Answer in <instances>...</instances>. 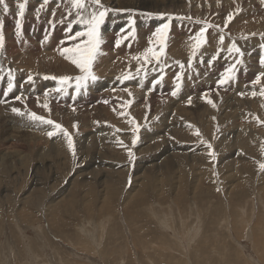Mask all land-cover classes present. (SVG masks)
<instances>
[{
	"label": "rangeland",
	"instance_id": "374dc122",
	"mask_svg": "<svg viewBox=\"0 0 264 264\" xmlns=\"http://www.w3.org/2000/svg\"><path fill=\"white\" fill-rule=\"evenodd\" d=\"M23 2L6 0L8 13L0 4L4 32L6 21L13 20L10 34L18 55L26 37L45 53L42 64L51 63L47 56L55 52L67 62L61 70L39 73L26 70L19 60L14 63L5 50L0 55L1 78L22 87L56 83L41 91L51 112L30 104L20 106L25 117L15 113L27 119L26 132L19 135L6 117H1L3 122L0 118V264H264V78L252 83L264 71L257 58L264 56V3L183 0V7L161 11L163 18L160 12L142 15L149 12L139 10L109 13L101 29V52L91 67L97 79H89L77 92L76 77L83 73L61 49L87 41L75 37L86 31L78 22V10L71 0H49L43 8V0H28L23 36L17 37L18 4ZM86 8L85 16L91 0ZM165 23L169 29L159 63L152 54L145 63L142 54L149 48L159 52L153 33ZM133 27L135 35L128 36ZM202 28L203 42L193 49ZM122 36L128 39L117 46ZM176 41L180 47L173 46ZM233 43L242 57L229 52ZM232 65L234 78L219 85ZM67 75L72 79L64 85L51 78ZM98 81L109 88L90 91ZM178 82L180 91L172 96ZM31 107L67 130L75 159L68 136L29 120ZM49 131L55 135L49 137Z\"/></svg>",
	"mask_w": 264,
	"mask_h": 264
},
{
	"label": "snow or ice",
	"instance_id": "6c2138e0",
	"mask_svg": "<svg viewBox=\"0 0 264 264\" xmlns=\"http://www.w3.org/2000/svg\"><path fill=\"white\" fill-rule=\"evenodd\" d=\"M28 0H24L23 3H19L18 4V8H19V17L20 19H18L16 21V36L17 37H22L23 36V31H22V27H23V18L25 15V8L27 5ZM49 2V0H43V3L41 4V8L44 7V5H46ZM262 3H264V0H261ZM71 3L73 5V7H75L78 12H77V18H78V22L82 23L86 26V31H78L75 33V37H87V41L86 43H84L83 45H77L74 48H63L61 49V54L65 55L67 54L68 58L71 59L72 63L75 64L81 71V73H83V75L76 77V90L77 92L80 91V89L82 87H84L86 85V83L88 82L89 79L91 80H96L97 77L91 72V67L96 59V57L100 54L101 52V45L103 43V39H102V26L105 23V20L107 18V16L109 15V13H119V12H129L132 13L133 10L131 9H114V8H110V7H106L103 3L102 0H91V4H92V8L91 11L88 12V15L85 16L84 15V11L87 10L86 8V0H71ZM0 4L3 5V12L4 13H8L9 12V5L6 3V0H0ZM39 11V10H38ZM71 13H69L70 15ZM142 15H152V13H142ZM161 18H163V16L165 14L161 13L159 14ZM232 15L230 14L228 16V20L231 21L232 19ZM171 19V17L169 18ZM130 23L132 25L135 24V21L132 20L130 18ZM169 29V24L165 23L162 24L160 27H158L156 29V31L153 33V35L157 38V40L160 43V50L159 52H153L152 48H149L147 50V53L142 54L143 60L145 63L150 62V56L149 54H152V56L155 57V59L157 60V62L159 63V58L160 55L163 54V46H164V42L166 39V32ZM123 31V29H122ZM206 32V28H202L200 33L198 34V36L196 37V43H194L192 45L193 49L199 48L201 46V42H203V37H204V33ZM135 35V28H132V31L128 34V36H134ZM128 36H122L120 39H118L116 41L117 46L120 45V43L125 40L128 39ZM72 37V38H75ZM220 42L223 43L224 41V37L220 36ZM262 39H264V36H262ZM261 48H264V45H261ZM5 49V34H4V21L2 19H0V55L3 54ZM235 50L237 53H239L241 55V57L243 56V53L240 51V49L237 47V45L235 43L232 44V47L229 49V52ZM135 59L140 60L141 56H137L135 57ZM242 61H238V63H240ZM260 64L262 66H264V56L260 57L259 60ZM9 76H11V70H9ZM235 76V65L230 66L221 76L220 80L218 81L219 85H225L227 83H229ZM52 79H58L61 83V85H64L66 83H68L72 78L69 76H62V77H51ZM128 76H125L124 79H128ZM264 78V71L260 72L255 79L252 81L253 84H258L260 83L261 79ZM29 81L32 80V77L29 76L28 77ZM45 79H48V77H45ZM162 79V77H161ZM181 77H177V80L180 81ZM160 81H156V83H159ZM155 86V85H154ZM181 88V84L178 82L176 85V89L171 93L172 96H176L178 94V92L180 91ZM13 89V84L11 82V80L8 83V90L9 92H11ZM62 89L57 88L56 91H61ZM129 95H131V93H129ZM241 96H244L245 94L243 92L240 93ZM252 97H255L257 95V93L255 91H253L251 93ZM260 95L264 96V88H261L260 90ZM17 100H20L21 97L17 96L16 97ZM207 102L209 104H211L214 108L216 107V104L211 100L208 99ZM187 103L189 105L192 104V100L191 98L188 99ZM45 109H48L50 112V108H49V104L47 102H45L43 105H40ZM12 112L17 113L19 115H24V113L21 111L20 108H15L13 107L11 109ZM29 119L36 121V122H40L43 124H47V125H52L54 129H59L60 131H62L64 133V135L68 136V142H69V147L72 150V154H73V158L75 159V147L73 145L71 136L67 133V130L64 129L62 127V125L56 123L55 121L48 119L44 116L38 115L35 112H30L28 113ZM257 119H259L257 117ZM137 128H139V124H137ZM47 135L49 137H52L53 135H55L54 131H49L47 133ZM196 135H200L199 131L197 130ZM133 145H135L136 143V139H133ZM208 148L211 149L212 145L209 143ZM129 158L130 160H132L134 158V154L132 153L131 150H129ZM213 159H215V153L214 152H210L209 153ZM260 169L264 170V163L260 164Z\"/></svg>",
	"mask_w": 264,
	"mask_h": 264
},
{
	"label": "bare ground",
	"instance_id": "6f19581e",
	"mask_svg": "<svg viewBox=\"0 0 264 264\" xmlns=\"http://www.w3.org/2000/svg\"><path fill=\"white\" fill-rule=\"evenodd\" d=\"M53 2V1H52ZM105 2H108V3H112V4H116L117 5V7L118 8H120V9H131V10H139V11H145V12H149V13H155V12H160L161 13V11H166V10H177L179 7H181L182 6V4H183V0H105ZM104 3V2H103ZM186 3V2H185ZM184 3V4H185ZM54 4V3H53ZM186 5V4H185ZM184 5V6H185ZM108 6H110V5H108ZM222 6V5H221ZM114 7V6H113ZM183 7V6H182ZM115 9V8H114ZM208 12V11H207ZM2 14V13H1ZM183 15V14H182ZM155 16V15H154ZM159 16V15H158ZM182 17V16H181ZM148 19V18H147ZM259 19V18H258ZM13 21V20H12ZM12 21H10V20H7L6 21V28H5V32H4V34H5V51H6V54H7V57L8 58H13V61H14V63L16 62V61H20L19 62V65L20 66H25V69L26 70H29V71H34V70H38V72L40 73L41 71H46V69H50V70H52L53 68H55L56 70H59L61 67L62 68H64V66L66 65V62L67 61H61L60 60V58H59V55H56V52H55V54H48L49 56H47L48 58V60H50L51 61V63H49L47 66L46 65H44V64H42V61L41 60H43V59H46V58H43L42 56H44V54L45 53H39V52H41V48H39V44H36L35 43V41H33V40H31V43H29L28 42V39L25 37V39H24V42L23 43H21V50L23 51V53L22 54H20V56L18 55L19 54V52H18V50L16 49V46H15V44L12 42V40H11V34H10V32H11V26H13V22ZM48 21V20H47ZM233 21V20H232ZM225 23V22H224ZM238 24V23H237ZM232 25V24H231ZM241 26V25H240ZM238 27V26H237ZM238 29V28H237ZM141 32V31H140ZM28 34V31L26 30L25 31V35H27ZM108 35V34H107ZM175 36L177 37V38H180V35L179 34H175ZM112 37V36H111ZM110 40H112V39H110ZM177 41H178V39H176ZM173 41V40H172ZM176 41V44L177 45H173V46H179L178 45V42ZM144 43V42H143ZM175 43V42H174ZM42 44V43H41ZM167 44V43H166ZM185 44V43H184ZM170 45V44H169ZM144 46V45H143ZM168 46V45H167ZM172 46V47H173ZM208 46V45H207ZM228 46H230V45H228ZM180 47V46H179ZM167 48V47H166ZM184 48V47H183ZM211 48H213V47H211ZM173 49H175V48H173ZM177 49V48H176ZM55 50H56V47H55ZM141 50H143V49H141ZM214 50V49H213ZM181 51V50H180ZM186 51V50H185ZM208 51H211V50H208ZM247 51V50H246ZM111 52H112V50H111ZM110 52V53H111ZM257 52V51H256ZM133 54V53H132ZM54 55V56H53ZM175 55V54H174ZM123 56V55H122ZM246 56V55H245ZM258 58V60H259V58L260 57H257ZM37 59H38V61H37ZM55 60V61H54ZM62 60H64V59H62ZM105 59H103V60H101V61H104ZM125 60V59H124ZM39 61H41V62H39ZM49 61V62H50ZM250 61H251V59H250ZM71 63H72V61H71ZM122 63H123V61H122ZM73 64V63H72ZM71 64V65H72ZM101 65H103V64H106L105 62H102V63H100ZM70 65V64H69ZM121 65V64H120ZM222 65V64H221ZM19 66V67H20ZM73 66H74V64H73ZM69 67V66H68ZM75 67V66H74ZM102 67V66H101ZM252 67H255L254 65H252ZM0 68H2V67H0ZM72 68V67H71ZM71 68H70V71H71ZM78 68V67H77ZM220 68V67H219ZM75 69V68H74ZM112 69V68H111ZM221 69V68H220ZM262 69V68H261ZM54 70V69H53ZM61 70V69H60ZM98 71H99V69H98ZM101 71V70H100ZM2 72V71H1ZM0 72V98L3 100L2 101V105L0 104V118L1 117H6L7 118V122L8 123H10L11 125V128L13 129V130H15V132L16 133H19V135H20V133H21V131H24V130H26V128H29V126H28V122H26L27 121V119H25L26 121H23V119L21 120L20 118H19V116H15V113L14 112H12L11 111V109L13 108V107H15V108H20V106H24V107H28L27 105H29L30 106V104H32V106H40V103L42 104V103H45V101L47 102V100H43L42 98L44 97V95L42 96V92L41 91H43L44 89H46L47 87H49V86H51V85H56V83L54 82V83H46V84H43L42 85V83L40 84V85H37V84H34V83H27V84H25V85H23V87L22 86H19L17 83L16 84H14V83H12L13 84V89H12V91L11 92H9V90H8V83H9V81L7 80V79H9V78H7V79H3V78H1V75H2V73ZM67 72V71H66ZM255 72V71H254ZM107 73V72H106ZM3 76V75H2ZM68 76V75H67ZM71 76V75H70ZM3 77H5V76H3ZM20 77H22V76H20ZM113 78V77H112ZM114 79V78H113ZM242 79V78H241ZM11 80V79H10ZM102 80V79H101ZM116 80V79H115ZM242 82H243V80H241ZM13 82V81H12ZM103 83V84H102ZM245 83V82H244ZM243 83V84H244ZM92 84V83H91ZM119 84H121V83H119ZM125 84V83H124ZM60 85V84H59ZM95 86L94 87H90V91H93V90H95V92L97 91V92H102V90H103V87H108L109 88V85H107L105 82H99L98 81V83L97 84H94ZM239 85V84H238ZM113 86V85H112ZM117 86V84L115 85V86H113V87H116ZM23 88V92H22V90L20 89V88ZM42 87V88H41ZM112 87V88H113ZM40 88H41V90H40ZM110 88H111V86H110ZM123 88V87H122ZM133 88V87H132ZM135 88V87H134ZM185 88V87H184ZM237 88V87H236ZM155 89V88H154ZM238 89H239V87H238ZM127 90V89H126ZM135 90H137V91H139V89H137V87H136V89ZM240 90V89H239ZM242 90V89H241ZM247 90V89H246ZM190 91V90H189ZM192 91V90H191ZM238 91V90H237ZM94 92V91H93ZM117 92H120V91H117ZM234 92V91H233ZM4 93H6V98H3V96H4ZM77 93V92H76ZM122 93V92H121ZM128 93V92H127ZM126 93V94H127ZM132 93H135V92H132ZM151 93V92H150ZM149 93V94H150ZM153 93V92H152ZM220 93V92H219ZM237 93V92H236ZM56 94V93H55ZM62 94V93H61ZM135 94H137V93H135ZM148 94V95H149ZM46 95V94H45ZM17 96H20L21 97V99L20 100H17L16 99V97ZM49 96V95H48ZM59 97H61L60 95H58ZM64 96V95H63ZM180 96V95H179ZM227 96H229V95H227ZM47 97V96H46ZM50 97V96H49ZM52 97V96H51ZM77 97V96H76ZM84 97V96H83ZM130 97V96H129ZM146 97H148V96H146ZM223 97V96H222ZM234 97V96H233ZM75 98V97H74ZM140 98V97H139ZM138 98V99H139ZM208 98H210V97H208ZM215 98V97H214ZM236 98V97H235ZM240 98V97H239ZM238 98V99H239ZM126 99V98H125ZM211 100L213 99V97L212 98H210ZM220 99V98H219ZM223 99V98H222ZM229 99V98H228ZM233 99V98H232ZM12 100H14V103L13 102H11ZM50 100V99H49ZM225 100V99H224ZM242 100V99H241ZM53 101V100H52ZM216 101V100H215ZM223 101V100H222ZM227 101V100H226ZM234 101L235 102H232V103H236V100L234 99ZM239 101H240V99H239ZM246 101V100H245ZM225 102V101H224ZM241 102V101H240ZM248 102V101H247ZM249 102H251V101H249ZM8 103H10V104H8ZM56 103V102H55ZM48 104H49V102H48ZM53 104V103H52ZM151 104V103H150ZM169 104V103H168ZM218 104V103H217ZM54 105V104H53ZM72 105V104H71ZM184 105V104H183ZM238 105H240V104H238ZM237 105V106H238ZM3 106V107H2ZM167 106V105H166ZM232 106V105H231ZM234 106V105H233ZM241 106V105H240ZM73 107V106H72ZM235 107H236V105H235ZM38 108H40V107H38ZM147 108V107H146ZM3 109H5V110H7V112L5 113V114H3ZM149 109V108H148ZM226 109V108H225ZM30 110L33 112L34 111V109H33V107H31L30 108ZM189 110V109H188ZM230 110H231V108H230ZM248 110V109H247ZM42 111V110H41ZM59 111V110H58ZM57 111V112H58ZM30 112V111H29ZM37 112V111H36ZM48 112V111H47ZM51 112V111H50ZM180 112V111H179ZM186 112V109H185V111L183 112V113H185ZM189 112V111H188ZM88 113V112H87ZM84 114V113H83ZM236 114H237V111H236ZM239 114V113H238ZM255 114V113H254ZM27 115V114H26ZM43 115V114H42ZM231 115V114H230ZM22 116V115H21ZM24 116V115H23ZM22 116V117H23ZM28 116V115H27ZM140 116V115H139ZM175 116V115H174ZM25 117V116H24ZM51 117V116H50ZM54 117H56V116H53V118ZM168 117H170L171 118V116H168ZM227 117V116H226ZM235 117V116H234ZM169 118V119H170ZM1 120H2V118H1ZM30 120V119H29ZM53 120V119H52ZM4 121H6V120H4ZM56 121V120H55ZM61 121V120H60ZM2 122H3V120H2ZM85 122V121H84ZM30 123H31V121H30ZM66 123V122H65ZM70 123V122H69ZM86 123V122H85ZM167 123V122H166ZM233 123V122H232ZM40 124V123H39ZM87 124V123H86ZM21 125H24V127H21ZM29 125H32V124H29ZM35 125V124H34ZM5 126V125H4ZM33 126V125H32ZM43 126V125H42ZM41 126V127H42ZM105 126V125H104ZM230 126V125H229ZM49 128H50V126H48ZM90 127V126H89ZM3 128V127H2ZM10 128V127H9ZM239 128V127H238ZM24 129V130H23ZM35 129V128H34ZM39 129H41L40 127H39ZM72 129V128H71ZM167 129V128H166ZM31 130V129H30ZM35 131H36V129H35ZM48 131V130H47ZM7 132H8V130H7ZM24 132H26V131H24ZM41 132V131H40ZM43 132V131H42ZM169 132V131H168ZM3 133V132H2ZM1 133V134H2ZM13 133V132H12ZM35 133V132H34ZM45 133V132H44ZM107 133V132H106ZM112 133V132H111ZM235 133V132H234ZM241 133V132H240ZM4 134V133H3ZM97 134V133H96ZM168 134V133H167ZM244 134V133H243ZM11 135V134H10ZM19 135H17V136H19ZM27 135V134H26ZM32 135V134H31ZM34 135V134H33ZM39 135V133H37V136ZM102 135V134H101ZM151 135V134H150ZM242 135V134H241ZM5 136V135H4ZM9 136V135H8ZM15 136V135H14ZM29 136V135H28ZM42 136V135H41ZM20 137V136H19ZM27 137V136H26ZM100 137V136H99ZM153 137V136H152ZM237 137V136H236ZM6 138V137H5ZM8 138V137H7ZM39 138V137H38ZM35 139H37V138H35ZM100 139V138H99ZM152 139H154V138H152ZM7 140V139H6ZM17 140V139H16ZM18 140H19V138H18ZM25 140V139H24ZM51 140V139H50ZM91 140V139H90ZM151 140V139H150ZM8 141V140H7ZM6 141V142H7ZM34 141H36V140H34ZM38 141V140H37ZM36 141V142H37ZM41 141V140H40ZM0 142H1V140H0ZM16 143H17V141H15ZM21 142V141H20ZM26 142V141H25ZM39 142V141H38ZM59 142V141H58ZM57 142V143H58ZM149 142V141H148ZM19 143V142H18ZM40 143V142H39ZM39 143H37V144H39ZM78 143V142H77ZM80 143V142H79ZM100 143V142H99ZM33 144V143H32ZM47 144V143H46ZM14 145V144H13ZM22 145V144H21ZM58 145V144H57ZM66 145V144H65ZM80 145V144H79ZM96 145V144H95ZM15 146V145H14ZM13 146V147H14ZM23 146V145H22ZM61 146V145H60ZM88 146H89V144H88ZM21 148V147H20ZM23 148V147H22ZM21 148V149H22ZM24 148H26V146L24 147ZM174 148V147H173ZM63 150V149H62ZM149 150V149H148ZM147 150V151H148ZM18 151H20V150H18ZM17 151V152H18ZM49 151V150H48ZM91 151H92V149H91ZM146 151V150H145ZM146 151V152H147ZM16 152V151H15ZM58 152V151H57ZM141 152V151H140ZM149 152V151H148ZM53 153V152H52ZM40 154H41V152H40ZM8 155V154H7ZM12 155V154H11ZM50 155V154H49ZM43 156V155H42ZM100 156V155H99ZM166 156H168V155H166ZM2 157V156H1ZM170 157V156H169ZM6 158V157H5ZM106 158H107V156H106ZM166 158V157H165ZM3 159V158H2ZM58 159V158H57ZM6 160V159H5ZM31 160V159H30ZM68 160V159H67ZM71 160V159H70ZM13 161V160H12ZM53 162V161H52ZM51 162V163H52ZM13 163V162H12ZM21 163V162H20ZM23 164H24V162H23ZM173 164V163H172ZM22 165V164H21ZM169 165V164H168ZM2 166V165H1ZM15 166V165H14ZM143 166V165H142ZM4 167V166H3ZM8 167V166H7ZM151 167V166H150ZM167 167V166H166ZM168 167H171V166H168ZM9 168V167H8ZM148 168V167H147ZM154 168V167H153ZM159 168V167H158ZM12 169V168H11ZM11 169H9V172H10V170ZM26 169V168H25ZM150 169V168H149ZM152 169V168H151ZM2 170V169H1ZM8 170V169H7ZM37 170H39V169H37ZM147 170V169H146ZM155 170H156V168H155ZM159 170V169H158ZM153 171V170H152ZM40 172V171H39ZM43 172V171H42ZM142 172V171H141ZM8 173V172H7ZM7 173H5V174H7ZM78 173V172H77ZM142 174V173H141ZM4 175V174H3ZM41 175V174H40ZM43 175V174H42ZM1 176V175H0ZM81 183V182H80ZM13 196V195H12ZM41 197V196H40ZM31 200V199H30ZM33 203H34V201H33ZM86 215V214H85ZM48 216V215H47ZM214 218V217H213ZM100 221V220H99ZM213 222V221H212ZM78 223V222H77ZM214 224V223H213ZM16 225V224H15ZM92 225V224H91ZM82 228V227H81ZM45 230V229H44ZM7 232V231H6ZM57 232V231H56ZM35 234V233H34ZM201 234V233H200ZM37 235V234H36ZM39 235V234H38ZM81 235V234H80ZM73 236V235H72ZM51 238V237H50ZM101 238V237H100ZM67 240V239H66ZM48 241V240H47ZM79 241V240H78ZM86 241V240H85ZM50 243V242H49ZM59 243V242H58ZM53 245V244H52ZM80 245V244H79ZM45 248V247H44ZM82 248V247H81ZM87 248V247H86ZM93 248V247H92ZM96 249H98V248H96ZM68 260V259H67ZM246 262V261H245ZM47 263V262H46Z\"/></svg>",
	"mask_w": 264,
	"mask_h": 264
}]
</instances>
